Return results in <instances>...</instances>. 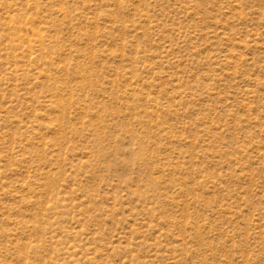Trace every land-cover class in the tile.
I'll use <instances>...</instances> for the list:
<instances>
[{
	"label": "rangeland",
	"instance_id": "obj_1",
	"mask_svg": "<svg viewBox=\"0 0 264 264\" xmlns=\"http://www.w3.org/2000/svg\"><path fill=\"white\" fill-rule=\"evenodd\" d=\"M0 264H264V0H0Z\"/></svg>",
	"mask_w": 264,
	"mask_h": 264
}]
</instances>
